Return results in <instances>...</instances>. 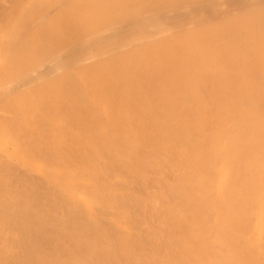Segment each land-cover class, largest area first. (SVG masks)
Listing matches in <instances>:
<instances>
[{
  "label": "bare ground",
  "instance_id": "6f19581e",
  "mask_svg": "<svg viewBox=\"0 0 264 264\" xmlns=\"http://www.w3.org/2000/svg\"><path fill=\"white\" fill-rule=\"evenodd\" d=\"M0 12V264H264V0Z\"/></svg>",
  "mask_w": 264,
  "mask_h": 264
},
{
  "label": "rangeland",
  "instance_id": "374dc122",
  "mask_svg": "<svg viewBox=\"0 0 264 264\" xmlns=\"http://www.w3.org/2000/svg\"><path fill=\"white\" fill-rule=\"evenodd\" d=\"M12 10H13V9H12ZM9 12L11 13V9L9 10ZM9 12H7V13H9ZM7 13H5V14H7ZM0 14H1V15H0V19H1V17H2L4 14L1 13V12H0ZM0 50H1V49H0ZM0 59H2V57H0ZM0 63H1V60H0ZM2 63H3V62H2ZM0 66H2V65L0 64Z\"/></svg>",
  "mask_w": 264,
  "mask_h": 264
}]
</instances>
